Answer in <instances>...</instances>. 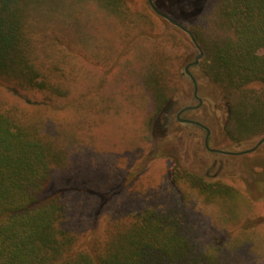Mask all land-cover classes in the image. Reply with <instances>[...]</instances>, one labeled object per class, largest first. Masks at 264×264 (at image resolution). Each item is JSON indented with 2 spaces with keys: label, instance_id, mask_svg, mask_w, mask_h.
I'll return each mask as SVG.
<instances>
[{
  "label": "trees",
  "instance_id": "16d2710c",
  "mask_svg": "<svg viewBox=\"0 0 264 264\" xmlns=\"http://www.w3.org/2000/svg\"><path fill=\"white\" fill-rule=\"evenodd\" d=\"M134 1L0 0V264H240L234 247L252 250L205 243L200 205L254 212L260 181H210L174 160L157 178L139 179L170 159L160 148L168 140L152 135L178 103L179 67L193 45ZM179 1L204 50L193 70L216 94L199 110L235 143L264 135V0ZM81 115L89 120L77 131H137L142 148L127 193L92 194L93 223L78 197L90 182L65 186L71 172L83 176L86 156H72L57 137ZM255 222L264 243V218Z\"/></svg>",
  "mask_w": 264,
  "mask_h": 264
},
{
  "label": "rangeland",
  "instance_id": "374dc122",
  "mask_svg": "<svg viewBox=\"0 0 264 264\" xmlns=\"http://www.w3.org/2000/svg\"><path fill=\"white\" fill-rule=\"evenodd\" d=\"M153 2L160 10L189 28L188 25L191 24V21H187L184 17L180 16L175 9V2L180 5L179 0H174L173 3L172 0H153ZM146 3L149 11L156 19L155 23H157L159 28L162 30H179L191 41L187 33L158 15L150 6L149 0L134 1L135 6L142 9L146 8ZM169 4H172L171 8H168ZM191 43L193 45V55L185 59L179 67L181 73L179 81L180 92L177 97L178 100H175L178 101V103L172 104L169 107V109L171 108V113L166 117L167 120H164L165 116L159 117L160 119L158 118L164 129L152 135L153 141L158 138L168 140L165 142V145L161 144L160 148L162 149L163 147L164 153L168 155L166 157L170 159L165 161V158H159L160 160H158V163H154L147 174L139 176V179L145 180L149 175H153L154 178H157L161 172H164V167L170 166L174 161H178L183 167L203 174L210 181L223 180L228 184L238 186H246L260 181L264 185V144L260 149L249 154L225 155L221 153H212L204 147L205 131H202L199 127L177 123L176 113L180 107L198 103V100L193 96L194 87L192 81L188 75L184 74L186 64L193 60L198 53V49L194 43L192 41ZM193 69L194 68L191 67L192 74L194 73V75L198 76L197 78L201 80L202 74L200 70ZM75 85L76 87L79 86L76 82ZM200 89L199 94L206 99L216 96L214 90L209 85L203 86ZM2 90L3 89L0 87V92ZM72 119H74V122L71 126L67 128L64 127L63 130L60 129L57 137L63 146L72 153V156H77L79 152L83 151L82 154L86 157L82 158L85 160L82 163L85 164L88 162V166L86 169L80 171L83 176L74 173L76 171L71 172L70 176H72V179L68 178V184L65 186L76 188L78 185L77 181L82 178L85 179L87 183L88 181L90 182L86 186L84 193H81V195L79 194L78 197L83 198L81 199V204H83L87 211L86 214L89 217L88 222L93 223L94 219L90 216L94 208L91 202L92 194L96 189H100V201H103L104 196L109 194L112 189L116 190L120 187V192L127 193L131 187V180L130 177H127V172L129 169L133 170L134 162L136 166V164L138 165V163L142 161V158L139 157L140 154L136 155L140 153L139 151H141L142 148L140 142H137V131L129 132L127 129H116L114 131V128L111 129L106 124L100 125L98 129L92 128L88 132H86V130L77 131V126L88 121L89 116L86 117L81 115L78 116V119L75 117ZM216 127L218 130L217 134H215L214 138L210 141L212 147L214 146L230 151L242 150L252 147L261 137L259 136V138L245 142L239 147L237 145L238 143H235L227 135L226 131L222 128V124H218ZM125 176L127 179L123 181ZM254 191L257 193L263 190L259 184H256ZM85 199L86 201H84ZM200 206L205 211V218L202 224V239L204 238L205 243H226L228 247H230L231 244L239 245L241 243H246V248H248V244H251L253 248L249 250V252L246 251V249L234 247L232 255L233 260L237 259V261H240V264H264V243L255 240L256 237H258L256 233L260 234V232L257 230L255 233L251 230V228H254L251 227V225H254L256 220L258 221L259 218L263 220L264 218V199L260 200L254 212L250 213L246 210L239 211L238 205L235 204L226 205V209H222L217 204L206 205L201 203ZM249 217H251L252 220L251 225L250 223L247 224L242 222V220ZM236 221L242 223H237ZM259 224L261 227V223ZM245 237H252L253 241L245 240Z\"/></svg>",
  "mask_w": 264,
  "mask_h": 264
},
{
  "label": "flooded vegetation",
  "instance_id": "af4514ba",
  "mask_svg": "<svg viewBox=\"0 0 264 264\" xmlns=\"http://www.w3.org/2000/svg\"><path fill=\"white\" fill-rule=\"evenodd\" d=\"M195 60V58L193 59V60H191L190 62H192V61H194ZM189 63V62H188ZM187 63V64H188ZM186 64V65H187ZM195 66V65H194ZM186 67V66H185ZM191 67H193V66H191ZM191 67L189 68L190 69V71H191ZM192 73V72H191ZM184 74H186V75H188L189 77H190V79H191V81H192V84H193V87H194V92H195V87L197 86V94H198V96L201 98V102H200V100L195 96V94H194V92H193V96L196 98V100H198V103L197 104H188V105H183L182 107H180L179 108V110H178V112L176 113V119H177V121H178V123L179 124H185V125H191V126H194V127H199L202 131H205V137H204V147L208 150V151H210V152H212V153H221V154H229V153H224V152H221V151H219V150H226V149H222V148H217V147H212L211 146V144H210V141H211V139L212 138H214V136H215V134H217V127H216V125H218L219 124V122H218V120L217 119H212V115H210L209 114V111L208 110H206L205 108H203V111L202 110H199V108L202 106V104H203V101H204V99H203V96L201 95V94H199V91L201 90L200 88L201 87H203V85H201V84H199V81H198V76H196V75H194V73H193V76H194V78L196 79V83L193 81V79H192V77L189 75V74H187L186 73V71H185V68H184ZM199 78H200V76H199ZM187 106H189L190 108L189 109H187V110H185L181 115H180V118H186V119H189L190 121H180V119H179V117H178V114H179V111L181 110V109H183L184 107H187ZM191 110H193V111H195V112H192ZM194 114V115H193ZM195 116V117H193V116ZM197 121V122H200L201 124H203V125H205V126H207L208 128H209V146H210V148H208L207 146H206V136H207V133H208V131L205 129V128H203L202 126H200L199 124H197V123H193L192 121ZM264 135H261V137L259 138V136H257V137H255V138H259L258 140H257V142L263 137ZM255 138H253V139H255ZM253 139H250V140H253ZM249 140V141H250ZM257 142L254 144V145H256L257 144ZM263 144H264V142L257 148V149H255L254 151H256V150H258V149H260L262 146H263ZM253 145V146H254ZM252 146V147H253ZM249 148H251V147H249ZM211 149H213V150H211ZM245 149H247V148H245ZM243 150V149H242ZM228 151V150H227ZM254 151H252V152H254ZM249 153H251V152H247V153H244V154H249ZM229 155H235V154H229ZM236 155H243V154H236Z\"/></svg>",
  "mask_w": 264,
  "mask_h": 264
},
{
  "label": "water",
  "instance_id": "95a60500",
  "mask_svg": "<svg viewBox=\"0 0 264 264\" xmlns=\"http://www.w3.org/2000/svg\"><path fill=\"white\" fill-rule=\"evenodd\" d=\"M149 3H150V6L152 7V9L158 14L160 15L161 17L167 19L169 22H171L172 24L176 25L177 27H179L181 30H183L185 33L188 34V36L190 37L191 41L194 43V45L196 46V48L198 49V53L197 55L195 56V60L192 61V62H189L186 67H185V71L187 74H189L193 81L196 83V79L194 78L193 74L191 73L190 71V67L191 66H194V65H197L199 63V61L202 59V57L204 56V50L201 46V44L199 43V41L197 40V37L195 36L194 32L189 29L187 26L183 25L182 23H180L179 21H177L176 19H174L173 17H171L170 15H168L167 13L163 12L162 10H160L153 2V0H149ZM195 96L200 100L201 102V98L198 96L197 94V86L195 87V92H194ZM190 107L187 106V107H184L183 109H181L179 111V114H178V117L180 119V121H190L189 119H186V118H180V115L187 109H189ZM192 121V120H191ZM193 123H197L199 124L200 126H202L203 128H205L208 133H207V136H206V146L208 148H210L209 146V128L203 124H201L200 122H197V121H192ZM264 142V136L257 142L256 145H254L253 147L251 148H247V149H243V150H235V151H230V150H219L221 152H224V153H229V154H244V153H247V152H252L254 151L255 149H257L262 143ZM239 147H241L240 145H243L242 143H239L237 144ZM213 150V149H211Z\"/></svg>",
  "mask_w": 264,
  "mask_h": 264
}]
</instances>
